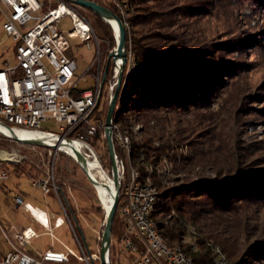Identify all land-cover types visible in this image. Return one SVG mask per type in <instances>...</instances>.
<instances>
[{"label": "trees", "instance_id": "16d2710c", "mask_svg": "<svg viewBox=\"0 0 264 264\" xmlns=\"http://www.w3.org/2000/svg\"><path fill=\"white\" fill-rule=\"evenodd\" d=\"M93 1L112 10L126 30L130 64L127 60L123 70L112 125L130 138L129 158L113 135L114 149L125 167L130 163L139 171L141 183L148 178L156 190L151 217L157 231L192 264H216V247L225 254L227 264H263L264 217L256 210L264 207V161H243L236 143L226 148L227 158L222 161L203 159L202 145L209 142L210 132L198 130L184 117L207 107L226 80L237 74L239 64L223 54L237 51L245 41H215L205 35L200 18L217 6L214 0H120V7L112 0ZM257 1L264 5V0ZM74 5L89 13L100 39L104 70L108 54L117 44L115 32L91 9ZM70 49L67 54L72 56ZM90 70L96 72L97 65L92 64ZM113 74L111 60L92 112L96 123L105 124ZM91 140L96 151L98 142L104 141L108 152L104 127ZM107 160L105 166L100 159L103 169L111 168L109 153ZM16 166L12 172L18 170ZM56 184L67 196L65 185L60 180ZM46 195L56 199L53 192ZM122 199L120 186L113 237H120L126 227L120 214ZM67 201L71 210L68 197Z\"/></svg>", "mask_w": 264, "mask_h": 264}, {"label": "rangeland", "instance_id": "374dc122", "mask_svg": "<svg viewBox=\"0 0 264 264\" xmlns=\"http://www.w3.org/2000/svg\"><path fill=\"white\" fill-rule=\"evenodd\" d=\"M214 1L217 6L210 14L200 18L205 35L215 41L240 39L244 40L245 44L242 47H237V51L224 52L223 54L224 57L239 64L237 74L226 80V86L219 91L207 107L187 113L184 117L190 120L188 123L196 125L198 130L205 129L210 132L209 142H203V138L200 140L204 143L202 148L206 153L203 155V159L209 161L216 157L222 161L227 158L224 154L226 148L236 143L239 145L238 149L242 154L243 161L259 159V163H263L264 5L257 0ZM75 8L90 22L87 10L82 7L75 6ZM2 23L3 18L0 17V68L4 66L5 62L15 64L14 40L5 32ZM58 27L67 35L73 27L71 16L67 14L61 17ZM68 38L72 56L77 62L78 85L80 87L90 86L94 83L93 74L96 72L92 70L88 72V69L92 64L97 65L95 62L97 57L95 41L93 38L87 40H82L80 37ZM127 63L130 64V58ZM181 125L182 129L184 127L187 129L184 124ZM138 127L139 125L136 126V128ZM40 128L61 133L59 124L53 119L43 122ZM0 141H2L0 150L14 151L22 156L19 163H2L0 166V169L6 172L7 176L9 175L7 178H0V254H4L12 247L7 234L13 238L17 230L30 224L38 230V235L23 246L25 250H64L60 241L78 250L79 246L68 219L77 231L83 245L85 246L86 242L89 250L96 251L97 245L102 244L106 209L100 201L99 192L88 180L79 163L64 148L55 152L45 145L33 146V144L18 142L13 137H8L1 132ZM50 143H55V141L51 140ZM98 147L97 151L94 150L96 157L107 166L108 152L104 141L98 142ZM86 152L88 153V151ZM12 164L13 166L17 165V171H11ZM89 165L92 166L90 171L93 172L94 177L105 188L101 191L102 196L106 199L112 198L110 180L113 175L111 168H106L103 172L95 158H87V166ZM52 172L55 179L65 185L67 189L65 191L72 206L71 210L67 208L66 223L55 230V238L36 222L34 216L24 206L16 207V198L20 196L24 197L26 202H29L33 207L53 213L51 225H53L56 216L65 217L58 201L51 195L44 194L40 188L32 184L35 179ZM33 211L40 218H44L35 208ZM256 211H258L259 217H264V207H257ZM110 250L113 262H120L122 259L120 247L117 237L112 235Z\"/></svg>", "mask_w": 264, "mask_h": 264}, {"label": "built area", "instance_id": "2783aa9c", "mask_svg": "<svg viewBox=\"0 0 264 264\" xmlns=\"http://www.w3.org/2000/svg\"><path fill=\"white\" fill-rule=\"evenodd\" d=\"M112 1L116 5V0ZM67 14L71 16L73 27L66 35L59 29L58 23L61 17ZM0 16L4 18L3 29L15 43V64L6 62L0 68V124L10 126L13 130L57 134L66 143L78 140L83 155L97 158L91 139L97 129L105 128V125L102 122H94L92 112L101 95L103 69L99 39L90 22L70 0H0ZM68 37H80L82 40L93 38L95 41L97 71L93 74L94 83L90 86L78 85L77 62L73 56L67 54L71 48ZM120 65L121 60H115L114 74L109 82L110 98L117 85ZM49 119L59 124L61 133L40 128L41 124ZM112 130L124 149L123 138L114 128ZM73 132H76V136L69 137ZM35 136L33 139H40V134ZM45 146L57 152L55 144L54 147L49 144ZM115 159L119 188L122 186L123 193L120 214L126 223L123 234L117 237L122 258L120 262L114 263L111 258V238L104 253V260L101 256L103 242L97 245L96 251L89 250L86 242L85 246L83 245L67 218V196L56 184L52 172L35 179L32 184L44 194L53 192L65 217L58 215L59 222L55 229L51 228V223L43 228L55 238V230L68 219L79 246L78 250L62 241L60 242L64 250H25L23 246L38 235V230L30 224L17 230L13 238L7 234L12 247L0 254V264H188L176 250H170L166 243L159 242L154 228L147 223L148 202L152 197L148 184H145V188L136 187L131 169L125 167L116 154ZM21 160L22 156L14 151L0 150V166L2 163H19ZM7 177V173L0 169V178ZM16 201L17 208L26 202L20 196ZM45 213L49 216L53 214L48 211ZM49 219L52 220L51 217ZM217 255H221L218 250Z\"/></svg>", "mask_w": 264, "mask_h": 264}, {"label": "water", "instance_id": "95a60500", "mask_svg": "<svg viewBox=\"0 0 264 264\" xmlns=\"http://www.w3.org/2000/svg\"><path fill=\"white\" fill-rule=\"evenodd\" d=\"M72 3L86 7L88 9H91L95 13H97L100 17L105 19L107 22L111 24V20L115 21L117 23V28H114L115 34H116V40L117 44L114 49H112L107 57V62L106 66L103 70L102 78H101V84L103 85L105 82V76L107 73L108 65L110 61L112 60L115 62V60L120 59L121 60V65L119 68V75H118V80H117V85L115 88V91L113 95L110 98L109 101V106H108V111L105 119V128H104V134L106 137V143H107V148H108V153H109V158L111 162V171L113 175V180L114 184L117 187L116 191L113 195V200L111 202V205L109 209L106 211V219H105V226L104 230L102 233V242L104 243L102 249H101V256L104 260V253L106 248L108 247L110 243V238H111V231H112V224L116 212V207H117V201H118V168H117V163L115 159V149H114V142H113V130H112V120H113V115H114V110L116 106V101L119 95L120 87H121V81H122V74L123 70L125 67V64L130 58V53L127 52L126 49V30L124 28V25L122 21L118 18V16L109 8H107L104 5H101L99 3H96L93 0H70ZM9 129L13 130L12 127L6 126ZM14 138V137H13ZM19 142L22 143H27V144H33V145H47L44 143V141L40 139H19V138H14ZM54 147V145H53ZM73 158L79 163L80 167L84 171L86 177L92 184H96V179L92 177L91 173L87 169V161L83 153L75 146H71ZM106 185V183H104Z\"/></svg>", "mask_w": 264, "mask_h": 264}, {"label": "bare ground", "instance_id": "6f19581e", "mask_svg": "<svg viewBox=\"0 0 264 264\" xmlns=\"http://www.w3.org/2000/svg\"><path fill=\"white\" fill-rule=\"evenodd\" d=\"M116 6H119L120 7V0H116ZM110 22H111V24L115 28H117V23L115 21L111 20ZM112 128H114L117 131V133L119 134V136L123 138V140L125 142V148H124L125 155H127V157L129 158V154H130V151H131V148H130V138L126 134H124L118 128V126L112 125ZM0 132H2L3 134H5V135H7L9 137L12 136L14 138L16 137V138H19L21 140H23V139H33L34 137H36L35 136L36 134H40V140L44 141V143L49 144V145H54L55 144V148H56L57 151H59L60 148H64L69 153V155H71V156H73L72 150H71V146H75V147L79 148L80 151L82 149L81 148L80 141L74 140V141H72L70 143H66V141L65 142L62 141V139L60 137H58L57 134H49L48 135V134L39 133L37 131H24V130H19V129L11 130L8 127L4 126L3 124H0ZM51 140H54L55 143H50ZM84 155L86 156V161H87V158H90V157L87 156L86 154H84ZM95 160L98 163L99 168L104 172L105 170L102 168L101 163L98 160V158H95ZM86 165H87V163H86ZM127 168L131 169V172H133V174L135 176V184H136V187H138V188H145V184H148L149 191L152 192V197L150 198V200L148 202L147 223H149L154 228L155 235L157 236L158 241L161 242V243H166L165 240H164V238L157 231L156 224H155L154 220L151 217V210L153 208L154 202L157 199L156 190L154 189V187L151 184V181L148 178L146 180V183H141V181H140L141 178L139 179V173H138L139 171H137L136 168L132 167L130 165V163L128 164ZM87 169H88V167H87ZM89 172L91 173L92 177L95 178L94 175H93V173L90 170H89ZM96 181H97L96 184H93V186H95L96 190L99 192L100 201L102 202V204L104 205V207H105V209L107 211L109 209L110 205H111V202L113 200V195H114V193L116 191V186L114 184V180H113V178H112V180H110V182H111V189H112V192H113L112 193V198H110V199H106V198H104L102 196L101 191L102 190H105V188L101 185V183L97 179H96ZM23 206H24L25 209H27L29 212H31V214L34 216L35 220L37 222H39L43 227H47L48 225L50 226L51 220L49 218L51 216H49L48 214H46L45 211H41V210H39L36 207H32L27 202H25L23 204ZM33 208H35L37 211H39L44 216V218H40L37 214H35L34 211H33ZM58 222H59V218H58V216H56L54 218L53 225H51V228L52 229H55L56 226H57V224H58ZM167 246H168V248H170V250H176V252L180 255V257H181V259L183 261H186L188 264H192L191 259L188 258L185 255V253L178 246H169L168 244H167ZM217 250L220 252L221 255H217L216 264H226L227 261H226L225 254L218 247L215 248L216 253H217Z\"/></svg>", "mask_w": 264, "mask_h": 264}, {"label": "crops", "instance_id": "0c3cea01", "mask_svg": "<svg viewBox=\"0 0 264 264\" xmlns=\"http://www.w3.org/2000/svg\"><path fill=\"white\" fill-rule=\"evenodd\" d=\"M1 18H3L2 16H0ZM3 23H4V18H3ZM3 23H2V26H3ZM14 45H15V43H14ZM6 63V62H5ZM88 167V169L90 170V169H92V166L91 165H89V166H87ZM93 173V172H92ZM27 203H29V202H27ZM29 205L30 206H32L30 203H29ZM33 207V206H32ZM39 210H41V209H39ZM41 211H45V210H41ZM37 222V221H36ZM39 223V222H38ZM40 224V223H39Z\"/></svg>", "mask_w": 264, "mask_h": 264}]
</instances>
